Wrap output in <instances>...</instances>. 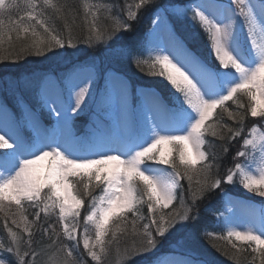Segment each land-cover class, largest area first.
<instances>
[{
  "label": "snow or ice",
  "instance_id": "snow-or-ice-1",
  "mask_svg": "<svg viewBox=\"0 0 264 264\" xmlns=\"http://www.w3.org/2000/svg\"><path fill=\"white\" fill-rule=\"evenodd\" d=\"M149 3L125 4L121 18L112 15L111 4L80 0L85 43H107L130 30ZM20 10L24 14L13 20ZM180 15L204 33L216 68L171 31L163 46L149 49L146 60L128 53L141 71L148 64L150 75L169 82L174 91L167 101L153 93L152 106L138 120L101 125L87 138L61 142L55 134H43L28 142L0 134L5 150L0 152V214L8 241L0 242V264H86L81 243L92 264H127L141 254L152 257L145 264H191L156 253L163 241L189 227L185 222L195 220L198 199L221 186L216 141L226 155L237 138L242 140L233 156L241 162L226 170L223 182H238L264 197V0H193ZM102 18L112 21L110 30L101 28ZM58 20L66 37L55 27ZM76 21L68 0H0V62L75 48ZM29 38L15 49L17 41ZM82 84L78 91L70 86L66 99L44 98L57 126L67 128L88 106L86 97L93 99L91 76ZM111 96L106 85L98 108ZM249 118L254 123L246 128ZM184 180L191 203L184 199ZM240 227L226 223V235L219 237L234 250L233 261L264 264V211L259 224Z\"/></svg>",
  "mask_w": 264,
  "mask_h": 264
},
{
  "label": "trees",
  "instance_id": "trees-1",
  "mask_svg": "<svg viewBox=\"0 0 264 264\" xmlns=\"http://www.w3.org/2000/svg\"><path fill=\"white\" fill-rule=\"evenodd\" d=\"M70 4L74 6L77 13L76 24L72 26V35L76 47H66L64 49L54 48L42 55L25 54L19 61H4L0 62V79L11 78L16 80V84L13 85L7 91H3L1 97L4 100L7 108L12 111L16 116L20 114V107L18 101L24 102L31 107L32 110L37 111L36 100L39 98V81L41 77L36 79L26 80L24 83H19V79L22 75L38 72L42 75L58 74L60 71H69L76 66L86 65L87 63L98 61L99 70H113L126 76V78L133 84L142 86H150L156 88L164 99H169L171 91L165 83L160 84L159 78L149 73L152 71L148 64H142L141 68L137 67L133 62L132 56H136L141 60L148 58L146 49V34L150 27V24L155 17V13L159 9H168L171 6L181 5L184 2L191 3V0H150L149 6L142 8L139 12L138 19L131 22L132 27L130 30L122 31L118 36L108 40L107 43H97L89 45L85 43V37L87 31L81 20L83 16V10L80 7V0H68ZM91 3H105L111 4L114 7L112 15L119 14L121 18L126 14L125 4H134L135 0H90ZM20 4H23V0H19ZM23 10L13 13L12 19L16 20L22 16ZM168 18L173 26L174 32L182 39L187 47L200 56L208 65H212V68L216 67V60L213 56H210L206 44L205 35L198 27H193L188 24L185 18H181L178 15L168 13ZM103 17V12L101 13ZM102 29L107 27L109 30L112 27V21L108 19H101L99 22ZM56 29L63 36H67V32L63 30V22L56 21ZM28 40H20L15 43V49H19L30 42ZM131 52L132 56L128 55ZM68 63L64 67H60L62 63ZM215 65V66H214ZM104 66V67H103ZM246 102V98H243ZM21 100V101H20ZM41 114V113H40ZM42 115V122L47 129L53 127L56 123L54 118H47ZM80 120V124H74L77 126L75 132L79 136H84L86 130L87 120L83 116L76 118V121ZM224 121L231 123L225 116ZM84 123V124H83ZM254 123L252 118H249L246 122V128H250ZM209 139H212L209 137ZM242 140L237 138L234 143L229 146V152L225 155L221 151V143L216 141L215 152L218 156H221L217 162L220 165L218 175L222 179L221 186L217 189L207 193L203 198L198 199L192 215L195 216V220L187 221L189 227L181 230L178 233L173 234L168 240L162 242V246L156 255H174L180 253L179 256L184 258H193L194 262L201 264H236L232 259L233 249L227 241L220 239L226 235L225 224L221 219V214L225 209V197L227 194L240 196L245 199L257 202L262 206L264 211V198L258 194L250 193L247 189H244L238 182L226 183L223 182V177L226 175V170L233 166L240 160L233 161L237 151L241 150ZM2 152V151H0ZM213 175H217L216 169H213ZM183 184L184 199L191 203L190 194L188 191V183L186 180L181 181ZM195 187V184H193ZM178 206V201L173 207ZM145 216H147L146 206L143 209ZM169 211V210H165ZM31 219V215H29ZM147 222V221H143ZM142 223V222H141ZM9 226L11 222L9 221ZM211 233L213 235H206ZM38 239V237H34ZM0 242L7 245L6 229L3 226V215L0 214ZM126 241L121 239V247H123ZM235 242V241H234ZM46 244L47 241L45 240ZM239 244V242H235ZM37 247H43V245H37ZM178 255V254H177ZM11 259V257H9ZM152 257L147 254L136 255L127 261V264H145L146 261ZM89 261V260H88Z\"/></svg>",
  "mask_w": 264,
  "mask_h": 264
},
{
  "label": "rangeland",
  "instance_id": "rangeland-1",
  "mask_svg": "<svg viewBox=\"0 0 264 264\" xmlns=\"http://www.w3.org/2000/svg\"><path fill=\"white\" fill-rule=\"evenodd\" d=\"M221 2L227 3L228 0H221ZM184 3L185 5L182 3L181 5H177L175 7L171 6L168 9H159L157 13H155L156 15L153 18L150 28L146 34V49L148 55L149 49L154 48L157 45L163 46L161 42L167 36L169 31L174 33V29L170 23L167 12L178 15L181 18H185L187 23L191 24L185 16L180 15V12L189 4L187 2ZM190 15L191 12L189 11L187 16ZM152 55H155V53H152ZM211 56L213 55L210 54L209 57ZM67 64L68 63L66 62L62 63L60 64V67H64ZM209 66L212 67V65ZM99 68L100 66H98V61L96 62L95 60L94 62L87 63L86 65L78 66L76 70H72L67 74L64 70H62L56 75L50 74L44 76L39 87L40 98H37L36 100L38 111L35 112L24 102L19 103L18 101L20 114L17 116L7 108L3 98L1 97L2 92L12 88L17 81L12 80L11 78L0 79V134L7 132L9 135H18L20 138L28 142L36 139L38 135L47 134L50 136V133H52L58 137L62 132L70 133L74 138H78L75 134L77 126L74 127V124L81 125L80 120L76 121V118L83 116L87 120V127L84 131L85 135L82 137L87 138L90 137L93 132L97 131L101 125L108 127L117 123L123 124L125 117L132 121L138 120L140 113L145 108L152 106L153 93L161 96L160 92L156 88L130 83L128 79H126V76L121 73L106 69L99 70ZM41 75L42 74L39 73L22 75L19 79V83H24L29 79H36ZM89 76L92 78V84L90 87L93 93V99L89 100L86 97L88 106L78 116H73V121L67 128L62 124L57 126V123H55L56 125L52 128V132L48 131L41 119L43 112L45 113L44 116L47 118H54L56 121V117L55 114L50 113L48 108L44 105V98H50L49 103H51V99H55L57 97L66 99L68 96V88L75 85L77 86L75 90L78 91L79 87L83 86L82 81H85ZM154 76L157 79L159 78L158 80L161 85H163L162 82L165 83L171 93L174 91L165 78L158 75ZM106 85L111 89L112 96L105 97L103 105L98 108V104L101 100V94L104 92ZM25 133L28 137L24 136ZM62 137L67 138L61 135V138ZM0 151L3 152L5 150L0 149ZM225 198L226 206L221 214V219L224 224L231 222L233 225L241 226L238 230H243V226H246L252 221L259 224L260 208L262 207L259 203L232 194H227ZM80 252L83 253L82 259L86 262V264H92L91 258L87 257L86 252L83 251L82 243ZM75 254L76 253H74V255ZM179 255L180 253H175V256L169 255L168 258L177 261H190L191 264H201L194 262L193 258H184ZM46 258V256L42 257V259Z\"/></svg>",
  "mask_w": 264,
  "mask_h": 264
},
{
  "label": "bare ground",
  "instance_id": "bare-ground-1",
  "mask_svg": "<svg viewBox=\"0 0 264 264\" xmlns=\"http://www.w3.org/2000/svg\"><path fill=\"white\" fill-rule=\"evenodd\" d=\"M62 135H65V137H67V139L57 137V138H59L61 140V142H63V141H69V139H73V137L71 135H69L68 133H66V132H64Z\"/></svg>",
  "mask_w": 264,
  "mask_h": 264
}]
</instances>
